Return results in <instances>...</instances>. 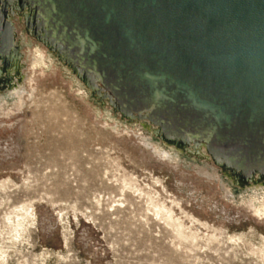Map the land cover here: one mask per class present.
<instances>
[{
  "label": "rangeland",
  "instance_id": "1",
  "mask_svg": "<svg viewBox=\"0 0 264 264\" xmlns=\"http://www.w3.org/2000/svg\"><path fill=\"white\" fill-rule=\"evenodd\" d=\"M11 21L26 77L23 93L0 92L4 264H264V186L235 184L224 169L235 158L178 148L160 135L167 123L93 92L79 58L63 60L34 34L40 22L17 13ZM44 54L46 63L33 62ZM203 167L217 171L231 197L216 177L197 174ZM155 203L174 208L182 236ZM23 205L36 217L19 238L6 217Z\"/></svg>",
  "mask_w": 264,
  "mask_h": 264
},
{
  "label": "water",
  "instance_id": "2",
  "mask_svg": "<svg viewBox=\"0 0 264 264\" xmlns=\"http://www.w3.org/2000/svg\"><path fill=\"white\" fill-rule=\"evenodd\" d=\"M14 1L0 0V65L18 50ZM20 4L35 10L37 34L71 64L80 59L89 81L101 85L96 93L167 123L168 140H207L210 154L235 158L245 176L264 169V0Z\"/></svg>",
  "mask_w": 264,
  "mask_h": 264
},
{
  "label": "bare ground",
  "instance_id": "3",
  "mask_svg": "<svg viewBox=\"0 0 264 264\" xmlns=\"http://www.w3.org/2000/svg\"><path fill=\"white\" fill-rule=\"evenodd\" d=\"M11 11H13L14 13H17L19 15V17H21V18H25V20L35 22V10L31 9L29 7V5L22 6L20 4V0L14 1V4L12 5V7H10V12ZM35 29L36 28H33V32H35L34 34H36ZM39 33H40V35L37 34L38 37L43 38V40H44L45 33L43 31H39ZM47 45L49 46L48 43H47ZM60 57L63 60L66 58L65 54H62ZM1 62L3 64L1 63V65H0V92H3L4 90H9L12 93L15 91H18V92L21 91L23 93L24 92V82H25V77H26L25 71H24L25 62L23 61V57H22L19 49L17 51L13 50L11 52V54L8 56V58L6 60H1ZM69 66L72 67V65L70 63H69ZM73 69H74V71H77L74 67H73ZM78 74H79V72H78ZM82 78L84 79L85 83L87 85H89L90 89L93 92H97L99 90V87L101 86L99 82H95V84H92L87 78H84V77H82ZM160 135L165 136L163 134V131H161ZM186 139H187V141L184 139H175V138H172L169 140H171V142L175 143L178 146V148L187 149L188 151H190L191 153H194V154H200L201 152H204V150L206 149V144L208 142L207 140L201 141V140L194 138L192 136H187ZM156 150H161V149L157 148ZM156 152L157 151L154 150L155 154H156ZM157 153H159V152H157ZM162 154H159V155L156 154L157 160L160 161L163 158L166 159L169 157L168 154H165V151ZM193 166H195V165H193ZM224 169L226 170L227 175L235 182V184H237L241 187L249 186V185H251V183H254L255 185L261 184L264 186V175H261L258 173V175L257 174H251L249 176H245L235 166L224 167ZM197 174L199 176H202L203 178H205L207 181L210 179H214L213 177H216V181H218L219 183H221L220 185H222L221 190H222L223 195L226 198L231 197L229 195V193L231 191L224 188L225 183L221 180L220 176H217L218 173L216 170L210 171L209 169L203 167V168H199L197 170ZM158 183H160L159 180H158ZM263 189H264V187H263ZM157 193H159V192H157ZM160 196H159V198H160ZM145 198H146V196H145ZM173 203H175V202H173ZM153 207L155 209V214L157 216H160L161 219H163L171 227L173 226L179 235L182 236L184 234V232H183L184 225H183V223L179 222V219H177L176 216L174 215L175 214L174 208L166 206L164 203H161V204L155 203ZM30 208H31V206L23 205L21 208H16L14 211H12L6 217V220L12 229V232H15V234H16L15 236L13 234L14 237L19 235V238H20L22 236L21 235L22 233L26 234L25 231L27 230V224L29 222L34 221V219L36 217V213L34 212V210H30ZM152 213H153V211H152ZM223 238L225 239V237H223ZM238 238L236 237V240ZM209 239H211V238H209ZM230 241H228V243ZM12 242H14V240ZM16 242H17V240H16ZM238 242H240V241L238 240ZM225 243H226V241H225ZM232 245L234 246V244H232ZM258 251H259V252H257L258 254L262 252L260 250H258ZM263 253L261 255H263ZM6 255H7V252L5 251V249L0 248V264H4V262L6 261L5 259L7 257Z\"/></svg>",
  "mask_w": 264,
  "mask_h": 264
},
{
  "label": "flooded vegetation",
  "instance_id": "4",
  "mask_svg": "<svg viewBox=\"0 0 264 264\" xmlns=\"http://www.w3.org/2000/svg\"><path fill=\"white\" fill-rule=\"evenodd\" d=\"M46 55L44 54V55H42V56H40L39 58H35L34 57V59H33V62H38L40 65H42V64H44V63H46ZM40 65H38V66H40ZM16 92V91H15ZM14 93V92H13Z\"/></svg>",
  "mask_w": 264,
  "mask_h": 264
}]
</instances>
